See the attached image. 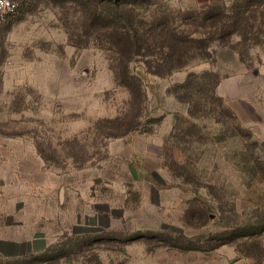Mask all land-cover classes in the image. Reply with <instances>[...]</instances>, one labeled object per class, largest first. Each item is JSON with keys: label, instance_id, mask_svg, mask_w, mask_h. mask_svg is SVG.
<instances>
[{"label": "rangeland", "instance_id": "obj_1", "mask_svg": "<svg viewBox=\"0 0 264 264\" xmlns=\"http://www.w3.org/2000/svg\"><path fill=\"white\" fill-rule=\"evenodd\" d=\"M18 1L0 21V240L22 246L0 241V264H264V0H150L148 22L207 58L130 88L88 0ZM118 1L139 2L91 3Z\"/></svg>", "mask_w": 264, "mask_h": 264}, {"label": "trees", "instance_id": "obj_2", "mask_svg": "<svg viewBox=\"0 0 264 264\" xmlns=\"http://www.w3.org/2000/svg\"><path fill=\"white\" fill-rule=\"evenodd\" d=\"M88 2L90 5L84 10L88 20L85 27L87 30L97 25L103 28L99 43L109 45V48L104 49L112 54L111 69L117 83L128 88L130 84L140 86L139 71L146 75L165 77L185 67L196 57L207 58L206 52L198 56L192 52L204 51V40H195L172 31L170 24L164 21L148 22L141 11L145 5H150V0H139L127 6L118 1L109 10H99L92 5L91 0ZM111 13L124 22L119 20L112 23L109 20ZM138 64L144 65V68Z\"/></svg>", "mask_w": 264, "mask_h": 264}, {"label": "built area", "instance_id": "obj_3", "mask_svg": "<svg viewBox=\"0 0 264 264\" xmlns=\"http://www.w3.org/2000/svg\"><path fill=\"white\" fill-rule=\"evenodd\" d=\"M18 0H0V21L4 22L13 17L19 10Z\"/></svg>", "mask_w": 264, "mask_h": 264}, {"label": "crops", "instance_id": "obj_4", "mask_svg": "<svg viewBox=\"0 0 264 264\" xmlns=\"http://www.w3.org/2000/svg\"><path fill=\"white\" fill-rule=\"evenodd\" d=\"M6 225V223H5ZM1 241V240H0ZM9 242H7V240L3 239V242L1 241V244H3V246L8 247V249L10 250H16L14 252H11L9 255H13L16 256L17 255V251L21 248L22 246V240L21 238H14L12 240H8ZM1 247H0V251H1Z\"/></svg>", "mask_w": 264, "mask_h": 264}]
</instances>
